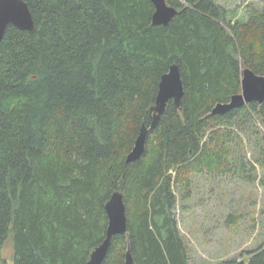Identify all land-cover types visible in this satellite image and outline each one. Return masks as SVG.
Masks as SVG:
<instances>
[{"label": "trees", "instance_id": "trees-1", "mask_svg": "<svg viewBox=\"0 0 264 264\" xmlns=\"http://www.w3.org/2000/svg\"><path fill=\"white\" fill-rule=\"evenodd\" d=\"M26 1L35 30L9 25L0 43V256L11 240L12 264H87L120 190L128 230L102 264L129 248L135 264H193L174 188L232 170L243 117L264 127V102L211 113L241 91L243 66L264 75V10L233 22L217 0H168L178 13L159 25L152 0ZM174 63L182 106L168 102L128 162ZM222 264H264V245Z\"/></svg>", "mask_w": 264, "mask_h": 264}, {"label": "rangeland", "instance_id": "rangeland-1", "mask_svg": "<svg viewBox=\"0 0 264 264\" xmlns=\"http://www.w3.org/2000/svg\"><path fill=\"white\" fill-rule=\"evenodd\" d=\"M217 2L229 11L233 22L248 21L254 8L264 10V0ZM233 129L237 145L229 165L232 170L194 174L190 189L174 188L175 214L193 264L248 260L264 245V127L248 116ZM12 255L9 240L0 264L3 260L12 264Z\"/></svg>", "mask_w": 264, "mask_h": 264}, {"label": "water", "instance_id": "water-1", "mask_svg": "<svg viewBox=\"0 0 264 264\" xmlns=\"http://www.w3.org/2000/svg\"><path fill=\"white\" fill-rule=\"evenodd\" d=\"M152 2L155 5L152 16L154 24L168 25L178 13V8L170 4L168 0H152ZM9 25L30 32L35 30L33 14L26 0H0V43ZM184 94L185 87L181 69L177 63H174L161 78L156 103L151 109L153 112L152 123L150 127L145 124L141 127L134 148L127 156L128 162L136 161L143 156L146 151L149 130L157 127L170 100H173L175 105L181 108ZM254 101L259 104L264 102V75L255 72L250 67L243 66L241 91L233 94L229 101L217 103L211 113L223 115ZM105 208L108 216L106 235L104 240L92 250L87 264H102L113 238L116 235L126 234L128 230L127 206L123 191L113 192ZM125 264H135L130 248L126 252Z\"/></svg>", "mask_w": 264, "mask_h": 264}]
</instances>
